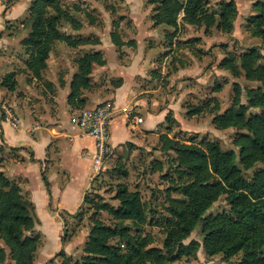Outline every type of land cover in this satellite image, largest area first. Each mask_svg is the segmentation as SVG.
Segmentation results:
<instances>
[{
    "label": "trees",
    "instance_id": "trees-1",
    "mask_svg": "<svg viewBox=\"0 0 264 264\" xmlns=\"http://www.w3.org/2000/svg\"><path fill=\"white\" fill-rule=\"evenodd\" d=\"M211 1L149 0L156 6L153 20L157 25L167 24L177 30L182 20L193 25L205 24L208 30L216 25L222 31L232 32L239 12L236 0H222L216 10H210ZM262 2L260 10L246 18V26L253 36L264 40V0ZM30 12L31 31L23 43L30 50L29 69L35 77L41 78L42 71L48 66L47 53L55 42L70 39L69 34L60 31L61 19L77 22L62 7L60 0H33ZM181 13L184 15L180 20ZM79 26L75 24V27ZM111 37L117 47L135 43L134 40L126 43L116 29ZM100 43L98 37H81L78 42L79 45ZM106 62L101 49L87 51L78 57L79 68L72 76L68 96L72 106L78 110L87 107L84 91L91 90L95 84L92 79L94 66L105 65ZM218 64L250 83L243 86L239 80L233 82V100L225 110H220V100L213 97L200 104L187 105V115L201 114L207 111L212 100L215 101L209 111L214 113L212 121L217 128L245 130L235 139L240 151L224 149L217 140L189 142L168 133L160 135L161 150L173 153L170 167H174L173 171L178 174L173 184L167 187L171 202L167 207L169 215L166 216L163 246L154 245L151 236L143 233L149 208L141 191L130 189L123 180L129 176V169L125 156L115 152L112 157L118 156L116 162L105 172L110 177L119 178L113 196L117 203L107 201L100 193L101 188L110 186L105 179L99 180L100 175L77 212L80 215L85 208L94 211L83 254L73 260L65 249H61L55 255L62 256L61 264H172L184 257L196 258L201 247L207 255L223 253L232 257L242 252L237 264H264V169L254 170L250 178L243 171V168L248 170L258 162H264V53L261 46L254 45L237 55L225 45V56ZM14 75V72L8 73L2 80V86L15 90L18 82ZM121 83L122 79H119L116 85ZM222 85L218 82L214 89L220 90ZM244 92L246 102L242 99ZM129 144L135 146L134 142ZM10 149L16 151L19 147ZM4 160L0 155V237L9 252L0 245V264L7 261L9 254L15 264H35L43 244L41 234L35 232L38 221L35 204L23 193L20 183L1 169ZM157 162L151 168L163 170V162ZM45 181L49 185L46 176ZM171 191L180 192L185 198L171 197ZM222 194L228 196L230 211L207 215ZM103 211L112 215L114 223H106L99 216ZM65 222H69L67 218ZM200 223L203 243L198 239L186 242Z\"/></svg>",
    "mask_w": 264,
    "mask_h": 264
},
{
    "label": "rangeland",
    "instance_id": "rangeland-1",
    "mask_svg": "<svg viewBox=\"0 0 264 264\" xmlns=\"http://www.w3.org/2000/svg\"><path fill=\"white\" fill-rule=\"evenodd\" d=\"M17 1L0 0V4L7 9ZM221 1L212 0L209 4L210 10L218 9ZM32 2L33 0H20L7 17L0 16V122L3 120L4 104L13 107L18 114V110L22 111L28 104H33V101L36 103L48 98L44 92L47 88L46 81L63 79L67 74L73 76L79 68L78 57L87 51L101 49L107 62L105 65L94 66L92 79H95V84L91 89L92 94L110 97L116 82L123 79V71L130 81L129 84L134 87L136 109L145 118V122L140 126L143 128L148 124L151 112L156 117V123L153 125L155 130L132 128L137 135L133 138L138 141L134 142L135 146L126 143L120 148L119 154L125 156L129 169V176L123 180L128 183L130 189L141 191L149 208L148 220L142 231L151 236L154 245L163 246L166 237V216L169 215L167 207L171 202L167 187L173 184L178 174L173 171L174 167H170L173 153L161 150L160 135L168 133L172 137L189 142L217 140L224 149L233 148L240 151L235 139L245 130L237 127L217 128L212 121L214 113L209 111L214 107L215 101H211L207 111L194 116L187 115L186 106L200 104L216 97L220 100V110L223 111L232 103L233 82L239 80L243 86L250 83L243 76L235 77L218 63L225 56V45L237 55L254 45L264 48V40L253 36L246 26V18L251 12L260 10L262 0H236L239 12L232 32L222 31L216 25L208 30L205 24L184 23L181 20L184 13L179 16L181 22L177 30L167 24L157 25L153 20L156 6L149 0H60L62 7L80 26L77 28V23L61 19L60 31L69 34L70 39L55 42L52 50L47 53L48 66L42 71L41 78L35 77L29 69L27 61L31 57L30 50L23 43L31 31ZM11 17L14 18L10 19ZM115 29L126 43L130 40L135 43L115 46L111 37ZM174 31V35L170 37ZM81 37H98L101 43L79 45ZM1 41L4 42L2 45ZM10 72H14L18 82L15 90L2 86V80ZM218 82L223 84L222 88L215 90ZM242 99L243 102L247 101L245 92ZM118 127L121 131L131 134L124 124L119 122ZM1 148L2 156H18L17 150H11L5 143L0 144ZM117 157H110L107 171L114 166ZM157 161L163 162V170L156 171L151 168ZM257 169H264V162H258L248 170L243 168V171L250 178ZM107 171L101 174L99 180L105 179L110 186L101 188L100 193L107 201L117 203L113 196L119 178L110 177ZM171 197L185 198L182 193L176 191H171ZM230 207L227 194H222L213 203L207 215L228 212ZM86 209H83L80 215L76 212L75 216L69 213L60 214L61 217H56L54 223L48 222L46 226L44 224L43 227H35V232L41 234L44 243L40 254L36 256L35 264H41L43 250L49 248V242L55 241L58 235V252L65 249L73 260L81 257L93 223L94 211L92 208ZM65 216L69 221L67 224ZM99 216L106 223H114L108 211H103ZM191 239H198L203 243L201 223L186 242ZM0 245L5 246L9 252L1 237ZM242 255V252L232 257H226L223 253L207 255L201 247L196 258L184 257L172 264H237ZM62 259V256H54L52 261L48 260L45 264H61ZM4 264H15L10 254Z\"/></svg>",
    "mask_w": 264,
    "mask_h": 264
},
{
    "label": "crops",
    "instance_id": "crops-1",
    "mask_svg": "<svg viewBox=\"0 0 264 264\" xmlns=\"http://www.w3.org/2000/svg\"><path fill=\"white\" fill-rule=\"evenodd\" d=\"M19 1L7 9L0 4V16L7 17L9 11ZM3 43L1 41V45ZM262 52L264 53V48H262ZM124 73L122 71L121 85H116L108 97L113 100L117 110V114L111 122V140L118 154L121 152L120 148H123L126 143L138 141L133 138L137 135L132 129L126 109L134 106L135 111L143 117L137 111L136 103H134L136 95L134 87L129 84L130 81ZM71 81L70 74H67L63 79L46 81L47 88L44 92L48 98L36 103L33 101V104H28L22 111L18 110L20 117L18 127H14L4 120L0 122V144L5 143L9 148L19 147L18 156L4 155L6 159L2 163L1 169L10 178L20 183L23 193L35 204L38 218L36 228L43 227L44 224L46 226L48 222L54 223L56 217H61L60 214L73 215L78 212L83 205L85 195L92 191L96 181H92L94 138L72 129L71 126L72 118L78 112V109L68 102ZM84 97L87 99L89 107L107 99V95L95 96L91 90H85ZM155 118L154 113L151 112L148 124L143 128L140 126L145 122L143 117V122L138 127L143 130H155L156 128L153 129V125L156 123ZM119 122L121 125L124 124L131 134L121 131L118 127ZM107 163L108 161L105 170H107ZM45 176L49 185L45 181ZM53 212H55L54 215ZM65 218L67 217L65 216ZM59 237L58 235L57 238L55 237V241L49 242L47 249L50 250H43L41 264H45L58 252Z\"/></svg>",
    "mask_w": 264,
    "mask_h": 264
},
{
    "label": "built area",
    "instance_id": "built-area-1",
    "mask_svg": "<svg viewBox=\"0 0 264 264\" xmlns=\"http://www.w3.org/2000/svg\"><path fill=\"white\" fill-rule=\"evenodd\" d=\"M3 108L4 115L2 119L12 126L18 127L20 117L15 109L5 104ZM126 110L131 126L136 129L143 122V117L135 111L134 106ZM116 114L117 110L113 100L107 98L95 106L78 110L72 118V129L79 130L83 134L91 135L94 138L92 181L96 180L105 171L106 162L116 152V147L111 140V122Z\"/></svg>",
    "mask_w": 264,
    "mask_h": 264
}]
</instances>
